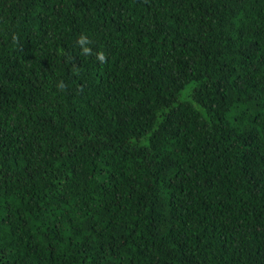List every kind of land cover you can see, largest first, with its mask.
Returning a JSON list of instances; mask_svg holds the SVG:
<instances>
[{"label": "trees", "instance_id": "obj_1", "mask_svg": "<svg viewBox=\"0 0 264 264\" xmlns=\"http://www.w3.org/2000/svg\"><path fill=\"white\" fill-rule=\"evenodd\" d=\"M0 264H264V0H0Z\"/></svg>", "mask_w": 264, "mask_h": 264}, {"label": "clouds", "instance_id": "obj_2", "mask_svg": "<svg viewBox=\"0 0 264 264\" xmlns=\"http://www.w3.org/2000/svg\"><path fill=\"white\" fill-rule=\"evenodd\" d=\"M84 39H85L84 37H81V41L80 42L83 43L84 42ZM84 51L85 52H88L89 49L88 48H85ZM100 58L103 59V54L102 53L100 54Z\"/></svg>", "mask_w": 264, "mask_h": 264}]
</instances>
